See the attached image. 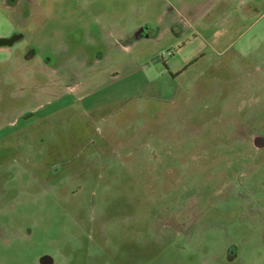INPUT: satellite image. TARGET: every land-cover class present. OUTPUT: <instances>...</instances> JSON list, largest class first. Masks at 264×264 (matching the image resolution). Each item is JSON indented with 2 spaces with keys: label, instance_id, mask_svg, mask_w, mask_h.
<instances>
[{
  "label": "rangeland",
  "instance_id": "374dc122",
  "mask_svg": "<svg viewBox=\"0 0 264 264\" xmlns=\"http://www.w3.org/2000/svg\"><path fill=\"white\" fill-rule=\"evenodd\" d=\"M15 31L0 264H264V0H0Z\"/></svg>",
  "mask_w": 264,
  "mask_h": 264
},
{
  "label": "flooded vegetation",
  "instance_id": "af4514ba",
  "mask_svg": "<svg viewBox=\"0 0 264 264\" xmlns=\"http://www.w3.org/2000/svg\"><path fill=\"white\" fill-rule=\"evenodd\" d=\"M137 34L138 35L143 34L142 27L138 29ZM0 39L4 40V43L2 45L7 46V47L12 46L16 42H19L23 39V33L15 31V32H12L11 34L7 35V36L0 37ZM252 145H253V147H255L258 150L264 147V131H259L255 134H253ZM223 255L225 257V261L227 263H231L238 256V249L234 244L226 245L225 249L223 251ZM39 263L42 264L40 262V258H39ZM52 264H54V258H53Z\"/></svg>",
  "mask_w": 264,
  "mask_h": 264
},
{
  "label": "water",
  "instance_id": "95a60500",
  "mask_svg": "<svg viewBox=\"0 0 264 264\" xmlns=\"http://www.w3.org/2000/svg\"><path fill=\"white\" fill-rule=\"evenodd\" d=\"M3 43H4V40L0 39V44H3ZM40 262L42 264H52L53 257L50 256V255H43V256L40 257Z\"/></svg>",
  "mask_w": 264,
  "mask_h": 264
},
{
  "label": "crops",
  "instance_id": "0c3cea01",
  "mask_svg": "<svg viewBox=\"0 0 264 264\" xmlns=\"http://www.w3.org/2000/svg\"><path fill=\"white\" fill-rule=\"evenodd\" d=\"M0 47H4V45L0 44Z\"/></svg>",
  "mask_w": 264,
  "mask_h": 264
}]
</instances>
